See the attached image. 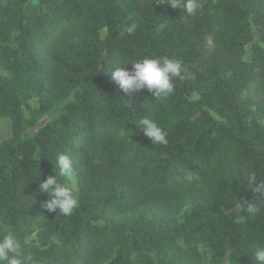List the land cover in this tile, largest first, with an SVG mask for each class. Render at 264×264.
Wrapping results in <instances>:
<instances>
[{"label": "trees", "instance_id": "trees-1", "mask_svg": "<svg viewBox=\"0 0 264 264\" xmlns=\"http://www.w3.org/2000/svg\"><path fill=\"white\" fill-rule=\"evenodd\" d=\"M198 2L187 15L167 0H0V66L11 74L0 118L12 131L0 146V223L29 264H199L195 243L209 264H260L264 193L248 177L264 183V0ZM162 56L184 76L162 101L147 89L125 96L111 78ZM145 116L167 145L144 136ZM59 153L76 173L69 217L43 207L38 185L58 175ZM34 230L41 248L26 239Z\"/></svg>", "mask_w": 264, "mask_h": 264}, {"label": "clouds", "instance_id": "clouds-1", "mask_svg": "<svg viewBox=\"0 0 264 264\" xmlns=\"http://www.w3.org/2000/svg\"><path fill=\"white\" fill-rule=\"evenodd\" d=\"M168 6L173 9H181L187 15H194L200 7L198 0H167ZM135 25L126 29L128 34L135 31ZM131 65V70L127 69ZM111 78L118 88L128 96L131 93L147 89L155 98V101H162L174 92L175 78L183 79V68L179 60L171 59L167 56L145 57L129 61L123 66H118L111 70ZM148 104L147 106H149ZM140 127L145 137L150 139L153 145H167V132L157 121L150 116L141 118L136 124ZM55 167L58 169V175L48 176L41 180L39 189L50 196L43 207L50 213L69 217L79 206V197L77 189L74 186L62 183L59 177H64L69 181L73 180V166L69 156L64 153L57 154L55 158ZM248 183L253 185L256 193H264V183H256L255 175L248 177ZM246 211L249 214H256L259 208L252 202H246ZM254 254L260 264H264V245L256 246ZM129 259L135 260L136 253H130ZM32 256L28 254L27 248L16 239L13 233L0 237V264H29Z\"/></svg>", "mask_w": 264, "mask_h": 264}, {"label": "rangeland", "instance_id": "rangeland-1", "mask_svg": "<svg viewBox=\"0 0 264 264\" xmlns=\"http://www.w3.org/2000/svg\"><path fill=\"white\" fill-rule=\"evenodd\" d=\"M100 38L105 39L107 37V31L105 29L100 30L99 32ZM264 47V45H263ZM11 74L9 71L5 70L2 66H0V79L4 80H10ZM30 105L32 107H35V103L33 101H30ZM26 117L29 116L27 110L24 111ZM218 119V118H217ZM263 123V121H261ZM12 139V131H11V124H10V119L8 117H2L0 118V146H2L5 143L10 142ZM179 181H186L194 186L198 187L199 182L197 177L194 174H185ZM69 186H74L77 189L76 185V173L75 170L73 169V180L69 181L68 180ZM191 204L190 201H186L184 207L181 209V213L186 212L190 209ZM0 230L3 233V235L7 234L8 232H12V229L8 226L3 225L0 223ZM26 239L28 241H31L34 245L37 247L41 248L37 239V231L34 230L31 234H29ZM51 242L55 243V240L52 239ZM181 245H184L179 241ZM194 250L198 253L200 262L199 264H209V261L212 257V253L208 246L206 244H201V243H195L193 245Z\"/></svg>", "mask_w": 264, "mask_h": 264}]
</instances>
